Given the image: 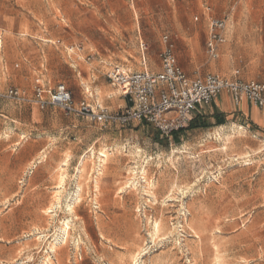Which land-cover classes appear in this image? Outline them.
Wrapping results in <instances>:
<instances>
[{"label":"rangeland","instance_id":"374dc122","mask_svg":"<svg viewBox=\"0 0 264 264\" xmlns=\"http://www.w3.org/2000/svg\"><path fill=\"white\" fill-rule=\"evenodd\" d=\"M210 18L225 21L216 57L205 46ZM164 35L189 77L264 80V0H0V264H40L47 255L48 264H131L140 246L147 247L142 264H212L213 246L224 263L264 264V135L251 125L238 141L241 122L234 119L223 127L207 120L194 130L190 121L164 138L150 124L115 126L35 102L37 87L46 93L64 83L75 107L117 112L107 96L119 92L107 73L114 66L142 70V42L146 67L157 72ZM11 88L21 98L5 97ZM217 128L233 134L228 150L215 141ZM104 148L108 161L101 165ZM63 160L66 177L58 188ZM143 165L156 204L138 186ZM131 167L137 189L124 184ZM54 192L59 205L48 213ZM154 219L162 237L155 244Z\"/></svg>","mask_w":264,"mask_h":264},{"label":"built area","instance_id":"2783aa9c","mask_svg":"<svg viewBox=\"0 0 264 264\" xmlns=\"http://www.w3.org/2000/svg\"><path fill=\"white\" fill-rule=\"evenodd\" d=\"M224 28L223 19L210 18L205 46L211 57L217 56L219 45L225 41ZM162 42L160 71L151 72L147 69L144 54L147 45L142 42V70L129 71L114 66L107 73L110 83L117 87L126 102V106L115 113L107 112L100 106L99 111L95 112L85 103L75 107L71 92L64 83H57L46 93L42 87H37L34 91L35 102L41 108L53 106L67 115L87 116L102 123L118 126L134 122L150 124L164 138L185 130L195 110L209 105L223 91L231 96L234 105L246 99L252 105L264 109V81L229 79L212 73L189 77L179 66L168 36L164 35ZM21 94L11 88L5 97L21 98Z\"/></svg>","mask_w":264,"mask_h":264},{"label":"bare ground","instance_id":"6f19581e","mask_svg":"<svg viewBox=\"0 0 264 264\" xmlns=\"http://www.w3.org/2000/svg\"><path fill=\"white\" fill-rule=\"evenodd\" d=\"M227 26V25H226ZM231 27V26H230ZM226 35V34H225ZM85 90L87 91V92H90L89 91V89H90V86H89V83H85ZM95 87V86H94ZM95 90V89H94ZM118 91V90H117ZM102 92V91H101ZM96 94H98V93H96ZM119 94V93H118ZM95 95V94H94ZM96 96V95H95ZM110 96V95H109ZM97 97V96H96ZM102 97V96H101ZM98 98H100V97H98ZM98 101V100H97ZM223 127V126H222ZM240 128V130L239 131H235V132H237V134L238 135H236L237 136V141L238 140H240L241 138H245L244 136H246V131L245 130H243V128L242 127H239ZM231 131V130H230ZM235 134V133H234ZM233 135V134H232ZM232 135L231 134H229L228 132H220L219 130H218V128H217V132H215V134H214V137H216V138H214L215 139V141L216 142H218V143H220L221 142V149L224 151V150H226L228 147H229V141L230 142H232L233 143V141H234V139H232ZM207 137V136H206ZM231 137V138H230ZM234 138V137H233ZM203 140V139H202ZM200 143V142H199ZM205 143V142H204ZM229 143V144H228ZM202 144V143H201ZM227 144H228V147H227ZM234 145V144H233ZM132 146V145H131ZM218 146H219V144H218ZM187 147V146H186ZM125 148V147H124ZM134 148V147H133ZM105 149V148H104ZM98 150L99 151V154H98V160H99V163L101 164V165H103V164H105L108 160V153H106L105 152V150ZM122 149V148H121ZM230 149V148H229ZM127 150V149H126ZM185 150V149H184ZM228 150V149H227ZM89 152H90V154L88 155V156H84L82 159H81V161H80V165H78V171L81 173L83 170H84V167H85V165H84V161H86V160H84L85 159V157H89V158H91L92 156H93V154H94V151H93V148H91L90 150H89ZM136 152V151H135ZM225 152H227V151H225ZM229 152V151H228ZM43 153V152H42ZM139 153V152H138ZM96 154V153H95ZM171 154V153H170ZM225 154V153H224ZM230 154V153H229ZM237 154V153H236ZM97 155V154H96ZM95 155V156H96ZM128 155V154H127ZM132 155V154H131ZM240 155V154H239ZM242 155V154H241ZM233 156H234V154H233ZM235 156H237V155H235ZM247 156V155H246ZM41 157V156H40ZM39 157V159L41 160V158ZM42 157H45L44 155H42ZM67 157V156H66ZM126 157V156H125ZM128 157V156H127ZM134 157V156H133ZM168 157V156H167ZM183 157V156H182ZM240 157V156H239ZM248 157V156H247ZM69 158V157H68ZM144 158V157H143ZM166 158V157H165ZM237 158V157H236ZM43 159V158H42ZM151 159V158H150ZM40 160L38 161V162H40ZM89 160V159H88ZM136 160V159H135ZM138 160V159H137ZM153 160V159H152ZM179 160V159H178ZM184 160V159H183ZM146 161V160H145ZM180 161V160H179ZM66 162H67V160H63L62 161V164H60L59 165V169L61 170H59L60 171V173H59V176H57L58 177V183H56V184H58V188H62L63 187V185H64V182H65V177H66V174L64 173V171H63V166H66ZM130 162V161H129ZM170 162V161H169ZM146 163V162H145ZM87 164V163H86ZM131 164V163H130ZM135 165V164H134ZM171 165V164H170ZM144 166V165H143ZM146 166V165H145ZM145 166L144 167H142V168H140V176H141V179L143 180L140 184H138L139 182H138V180L136 179V177H135V175H136V169L134 168V167H131L129 170H128V172H127V174H128V178L126 179V181H125V187L126 186H128V185H130L133 189H137V187H136V185L138 184V186L139 187H141V190H142V192H143V195H145V196H148L149 198L151 197V199H152V201H153V204H156L157 203V198H156V196H155V194H154V192L155 191H152V189L153 188H155L154 187V183H153V181H152V179L151 180H149V179H147V169L145 168ZM166 166V165H165ZM101 167V166H100ZM100 167H98V168H100ZM87 168V167H86ZM107 168V167H106ZM92 169V168H91ZM90 169V170H91ZM102 169H104V166L102 167ZM77 170V169H76ZM89 170V171H90ZM101 169H97V172H98V174H100V171ZM87 171H88V168H87ZM102 171V170H101ZM127 171V170H126ZM125 171V172H126ZM86 172V171H85ZM96 172V171H95ZM124 172V173H125ZM104 173V172H103ZM149 173V172H148ZM97 174V173H96ZM81 174H79V176H80ZM56 176V175H55ZM77 176V175H76ZM88 176V175H87ZM83 177H84V174H83ZM83 177H81V178H83ZM94 177V176H93ZM80 178V177H79ZM93 179V178H92ZM157 179V178H156ZM77 180V179H76ZM79 180V179H78ZM81 180H83V179H81ZM56 181V182H57ZM77 182V181H76ZM86 182V181H85ZM84 182V183H85ZM80 183H81V181H80ZM80 183H79V181H78V184H77V192H76V198L74 199V200H76V202L75 203H78V202H80V197L81 196H79L80 195V190L81 189H83V188H81V186H80ZM83 183V184H84ZM143 183V184H142ZM157 183V182H156ZM155 183V184H156ZM76 184V183H75ZM88 184V183H87ZM172 184V183H171ZM57 186V185H56ZM157 186V185H156ZM188 186V185H187ZM92 187V186H91ZM169 187V186H168ZM186 187V186H185ZM94 188H99V184H98V181L97 180H94V186H93V189ZM119 188V187H118ZM124 187H120L119 188V192H121L122 191V189H123ZM131 189V188H130ZM170 189V188H169ZM59 190V189H58ZM61 190V189H60ZM98 190V189H97ZM97 190H96V192H97ZM125 190V189H124ZM156 190V189H155ZM168 190V189H167ZM57 191V190H56ZM98 191H100V190H98ZM169 191H171V190H169ZM180 191V190H179ZM58 193H59V191H57ZM61 192V191H60ZM118 192V191H117ZM123 192V191H122ZM141 192V193H142ZM55 194H56V192H54ZM53 193V194H54ZM73 195H75V194H73ZM81 195H82V190H81ZM97 195V194H96ZM55 196V201L50 205V206H48L47 207V212L49 213V212H53V210H52V208L54 207V206H56V205H59V200H60V198H59V195H54ZM93 196V195H92ZM95 196V195H94ZM93 196V197H94ZM171 196V194H168L167 196H165V197H170ZM69 197V196H68ZM136 197V196H135ZM177 197V196H176ZM73 198H74V196H73ZM146 198V197H145ZM54 199V198H53ZM69 199V198H68ZM68 199H66V200H68ZM92 199V198H91ZM95 198H93V200H94ZM174 199H176V198H174ZM167 200V199H166ZM172 200V199H171ZM72 201V200H71ZM150 201V200H149ZM178 201V200H177ZM67 202V201H66ZM73 202V201H72ZM140 202V201H139ZM137 203V202H136ZM163 203H164V201H163ZM184 203V202H183ZM182 203V204H183ZM79 204V203H78ZM170 204H171V202H170ZM161 205H162V203H161ZM166 205H168V204H166ZM68 206V210L72 213V212H74V205L73 204H68L67 205ZM153 206V205H152ZM65 207V206H64ZM75 207H76V205H75ZM166 207V206H165ZM180 207H181V205H180ZM67 208V207H66ZM154 208V207H153ZM54 209V208H53ZM76 209V208H75ZM166 209H168V207L166 208ZM183 210V209H182ZM69 213V212H68ZM52 214V213H51ZM54 216V215H53ZM154 216V215H153ZM161 216V215H160ZM184 216V215H183ZM150 217V216H149ZM149 217H148V219H149ZM147 219V218H146ZM161 219V218H160ZM160 219H158V220H155L154 219V221H153V224H152V227H151V231H150V237H149V239H150V241L152 242V243H154L155 244V242H156V240L157 239H161L162 237H160L159 236V232L161 231V223H160ZM150 222V221H149ZM146 223H147V221H146ZM166 223V222H165ZM148 224V223H147ZM187 225V224H186ZM192 225H194V224H192ZM61 226V225H60ZM148 226V225H147ZM178 226H181V225H178ZM183 226V225H182ZM189 226V225H188ZM194 227V226H193ZM70 228V226H69V222L67 221V220H65L64 219V221L62 222V226L60 227V230L63 232V235H62V238L61 237H59V239L61 238V241H62V243L63 244H65L66 242H67V237H68V235H69V229ZM166 227H164V229H165ZM174 228V227H173ZM184 227H182V229H183ZM191 228V229H190ZM189 229H190V231L192 230L194 233L193 234H196L197 235V232L195 231V227L194 228H192V227H190ZM57 230V229H56ZM166 230V229H165ZM175 230V229H174ZM168 231V230H167ZM166 231V232H167ZM176 231V230H175ZM183 231V230H182ZM58 232H60V231H58ZM61 232V233H62ZM165 232V231H164ZM164 232H163V234H164ZM165 232V233H166ZM168 232H170L171 233V231H168ZM170 233H168V235L170 234ZM179 233V232H178ZM58 234H60V233H58ZM200 234V233H199ZM61 235V234H60ZM55 237V236H54ZM167 237V236H166ZM166 237H164V238H166ZM197 237V236H196ZM39 238V237H38ZM78 239V238H77ZM185 241V240H184ZM59 242V241H58ZM74 242V241H73ZM60 243V242H59ZM61 243V244H62ZM76 243V242H75ZM79 244H80V242H79ZM145 245V244H144ZM187 245V244H186ZM215 245V244H214ZM76 246H77V244H76ZM213 247H215V254H213L214 256H213V258L211 259L212 260V262H210V263H212V264H227L226 262L224 263L223 262V260H222V257L219 255V253L217 252V251H219L218 250V247L217 246H213ZM49 248H50V250L52 251V252H56L57 251V245H56V243H50V246H49ZM145 249H147V247L146 248H144L143 246H140V247H138L137 248V250H135L133 253H131L130 255H129V253H128V255L130 256L129 257V263H131V264H137V262H139L140 264H142L143 263V261L145 260H143V255L145 254ZM127 255V256H128ZM42 261V260H41ZM40 261V262H41ZM49 263V256L47 255L44 259H43V261L40 263V264H48ZM153 263V262H152ZM154 264V263H153Z\"/></svg>","mask_w":264,"mask_h":264},{"label":"crops","instance_id":"0c3cea01","mask_svg":"<svg viewBox=\"0 0 264 264\" xmlns=\"http://www.w3.org/2000/svg\"><path fill=\"white\" fill-rule=\"evenodd\" d=\"M154 64L159 69L158 71H160V67L158 66V64L156 63ZM240 80H243V79H240ZM255 81H259V80H255ZM263 81L264 80H261L259 82H263ZM111 86L115 87L112 84ZM95 87L99 88V86H95ZM219 96L221 97L219 98ZM107 99L111 100L110 102L107 101L108 104L113 102L111 107L117 108V110H121L126 106V102L122 98L120 92L119 94L117 93V94H110V96L108 95ZM219 119L222 121L221 124L217 122ZM233 119L235 121L241 122L240 124L241 127L243 126L249 127L251 125L253 128L256 129L258 133H260L261 135H264V109H260L252 105L246 99H242L238 105H234L231 96L225 91L219 93L217 97L209 105L198 107L195 110V112L192 115V120L190 123H194L197 126L190 127V129L194 130V129H199V128H205L208 124L207 120L216 126H223L228 120H233ZM143 124L144 123L134 122L130 125H125L124 127L134 128V127H137ZM115 126H118V125H115ZM42 152L43 151H41L40 153ZM35 167L36 165H34L33 168Z\"/></svg>","mask_w":264,"mask_h":264},{"label":"trees","instance_id":"16d2710c","mask_svg":"<svg viewBox=\"0 0 264 264\" xmlns=\"http://www.w3.org/2000/svg\"><path fill=\"white\" fill-rule=\"evenodd\" d=\"M219 124H221L222 123V121L219 119L218 121H217ZM195 126H197L196 124H194V123H190L189 124V127H195ZM203 126V125H202ZM157 135H158V133H157ZM159 137V136H158ZM160 139V138H159Z\"/></svg>","mask_w":264,"mask_h":264}]
</instances>
